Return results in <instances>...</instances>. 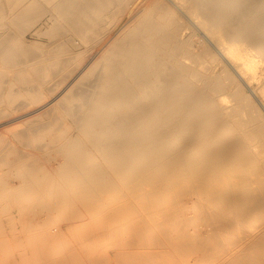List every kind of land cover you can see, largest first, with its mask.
<instances>
[{
  "label": "bare ground",
  "instance_id": "1",
  "mask_svg": "<svg viewBox=\"0 0 264 264\" xmlns=\"http://www.w3.org/2000/svg\"><path fill=\"white\" fill-rule=\"evenodd\" d=\"M0 264H264V0H0Z\"/></svg>",
  "mask_w": 264,
  "mask_h": 264
},
{
  "label": "rangeland",
  "instance_id": "2",
  "mask_svg": "<svg viewBox=\"0 0 264 264\" xmlns=\"http://www.w3.org/2000/svg\"><path fill=\"white\" fill-rule=\"evenodd\" d=\"M26 38L28 41H33V38L31 37V35L29 33L26 34Z\"/></svg>",
  "mask_w": 264,
  "mask_h": 264
}]
</instances>
